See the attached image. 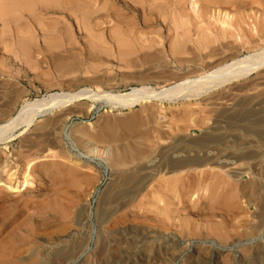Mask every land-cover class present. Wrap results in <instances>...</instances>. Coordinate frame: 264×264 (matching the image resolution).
<instances>
[{
  "label": "rangeland",
  "instance_id": "1",
  "mask_svg": "<svg viewBox=\"0 0 264 264\" xmlns=\"http://www.w3.org/2000/svg\"><path fill=\"white\" fill-rule=\"evenodd\" d=\"M4 20L0 125L55 92L150 97L128 108L85 93L0 135V264H264V66L200 99L156 95L206 73L211 50L264 51V0H32ZM246 136L256 146L237 149ZM203 142L248 172H168L202 162Z\"/></svg>",
  "mask_w": 264,
  "mask_h": 264
},
{
  "label": "bare ground",
  "instance_id": "2",
  "mask_svg": "<svg viewBox=\"0 0 264 264\" xmlns=\"http://www.w3.org/2000/svg\"><path fill=\"white\" fill-rule=\"evenodd\" d=\"M1 0L0 1V18L4 20V24L8 21L7 18H13L15 12L17 9H26V10H31L32 8V0ZM42 1V0H40ZM247 1V0H246ZM48 2V1H47ZM74 2V1H73ZM76 2V1H75ZM79 2V1H78ZM167 2V1H166ZM35 3V2H34ZM33 3V4H34ZM38 3V2H37ZM43 3V2H42ZM55 3V2H54ZM72 3V2H71ZM196 3V2H195ZM150 4V3H149ZM35 5V4H34ZM37 6V5H36ZM40 6V5H39ZM72 6V5H71ZM70 6V7H71ZM142 6V5H141ZM51 7V6H50ZM44 8V7H43ZM164 8V7H163ZM168 8V7H167ZM197 8V6H196ZM83 9L82 3H74L73 6L71 7V12L74 16L77 15L78 12H81ZM46 10V9H45ZM165 10V8H164ZM169 10V9H168ZM195 10V9H194ZM36 11V10H34ZM69 11V10H68ZM37 12V11H36ZM163 12V11H162ZM219 12V11H218ZM223 12V11H222ZM87 13V10H86ZM91 13V12H90ZM35 14V13H34ZM32 15V14H31ZM166 15V14H165ZM224 15H227L224 13ZM235 15V14H234ZM18 16V15H17ZM22 16V15H21ZM20 16V17H21ZM29 16V15H28ZM28 16L25 18V23L28 22ZM83 16V15H82ZM121 16V15H120ZM167 16V15H166ZM181 16V15H180ZM35 17V16H34ZM85 17V16H84ZM22 18V17H21ZM74 18V17H73ZM79 18V17H78ZM89 18V17H88ZM23 19V18H22ZM77 19V18H76ZM86 19V18H85ZM35 20V19H34ZM39 20V19H38ZM78 20V19H77ZM121 20V19H120ZM134 20V19H133ZM229 20V19H228ZM153 21V20H152ZM186 21V20H185ZM192 21V20H191ZM222 21V20H221ZM10 22V21H9ZM12 22V21H11ZM18 22V21H16ZM23 22V21H22ZM32 22V21H31ZM82 22V20H81ZM182 22V21H181ZM84 23V22H83ZM136 23V22H135ZM115 24V23H114ZM183 24V23H182ZM175 26V25H174ZM20 27V26H19ZM78 27V26H77ZM88 28V27H87ZM12 29V28H11ZM70 29V28H69ZM32 30V29H31ZM40 30V29H39ZM52 30V29H51ZM12 31V30H11ZM68 31V29H67ZM70 31V30H69ZM186 31V30H185ZM206 31V30H205ZM14 32V31H13ZM23 32V31H22ZM15 33V32H14ZM18 33V31L16 32ZM33 33V31H32ZM73 33V32H72ZM46 34V33H45ZM3 35V34H2ZM14 35V34H13ZM20 35V34H19ZM48 35V33H47ZM61 35V34H60ZM186 36V35H185ZM33 37V36H32ZM143 38V37H142ZM176 38V37H175ZM159 39V38H158ZM157 39V40H158ZM183 39V38H182ZM198 39V38H197ZM19 40V39H18ZM47 41V40H46ZM73 41V40H72ZM180 41V40H179ZM177 43H172L169 47V51L172 53L175 46H180L181 47H186L184 42H179ZM25 42V41H23ZM50 44V43H49ZM207 44V43H206ZM24 47V46H23ZM160 48V47H159ZM35 50V49H34ZM31 51V50H30ZM224 51V50H223ZM203 52V51H202ZM174 53V52H173ZM74 54V53H73ZM200 55V54H199ZM226 55V54H225ZM200 59H202V62L205 64V67L207 68V72L204 74H201L199 77L194 78V79H187L186 81L183 80V82H177L178 84L174 83L173 86L162 89L161 92L157 93L156 95H165V97L172 96V94H178L179 92L183 93L184 97L187 98V101L191 100H196L200 99L201 96H204L211 92L212 90L222 88L223 86L228 85L229 83L233 81H237L238 79L243 78L244 76L250 74L251 72L253 73L254 70H257L261 66H264V51L260 52H255V53H249L248 55L242 56V57H236L232 59H235L231 61V58H228V56H224L220 54L219 52L210 51L206 55L200 56ZM191 62V63H190ZM197 61L194 59L192 61H189L190 64H195ZM201 62V61H200ZM201 62V63H202ZM188 63V62H187ZM197 65V64H196ZM194 66V65H193ZM205 68V69H206ZM195 70V69H194ZM186 71L183 73V77L187 78L188 75L192 72L195 71ZM204 71V70H203ZM200 72V70L198 71ZM205 72V71H204ZM180 73V72H179ZM197 73V72H195ZM179 75V74H178ZM182 77V78H183ZM190 77V76H189ZM262 78V77H261ZM264 78V77H263ZM252 88V87H251ZM145 89L146 88H133L130 91L126 92H117V93H104L103 96L106 97L107 100L113 102L114 104H118L119 106L122 107H128V108H133L139 103H142L150 96L145 94ZM86 91V90H85ZM79 92V91H78ZM86 92L82 93H73V94H67V93H61L58 94L55 92V94H49L50 96L46 99L44 98L42 101L36 100V101H28L22 107L19 109L17 114L15 116L9 118L5 123L0 125V135L2 133H5L7 129H16L20 128V131L18 133H12L11 135L6 136L7 139L13 138L17 136L18 134H22L26 130L30 129L32 125L36 122L37 118L44 116L56 107H62L69 105L71 102L74 100H78L82 95H84ZM219 93V92H218ZM237 93V92H236ZM89 99L91 100H98L101 99L103 96L98 95L97 92L90 91L85 94ZM159 95V96H160ZM173 95V96H174ZM229 95V94H228ZM152 96V95H151ZM182 96V98H183ZM216 96V95H215ZM175 97V96H174ZM181 97V96H180ZM228 97V96H227ZM170 98V97H169ZM220 97H216V99H219ZM171 99V98H170ZM225 100V99H224ZM217 101V100H216ZM221 101V100H220ZM210 103V102H209ZM59 109V108H58ZM68 113V112H67ZM254 116V115H253ZM185 120V119H184ZM241 121V120H240ZM246 121V120H245ZM235 123V122H234ZM239 123V122H238ZM222 124V123H221ZM228 124V123H227ZM240 124H242L240 122ZM227 126V125H226ZM243 126V125H242ZM217 127V126H216ZM225 127V126H224ZM224 127L220 126V129H223ZM230 128V127H229ZM234 128V127H233ZM5 131V132H4ZM9 131V130H8ZM229 132V131H228ZM245 134V133H244ZM232 135V133H229L226 135L227 140L229 137ZM5 136V135H3ZM218 136V135H217ZM216 136V137H217ZM1 138V136H0ZM187 139V138H186ZM193 139V138H192ZM242 141L238 144L237 149H244V148H252L253 146H256L252 143V141L248 140L247 136L242 137ZM190 140V139H189ZM252 140V139H251ZM255 141V140H254ZM201 143V142H200ZM205 143V142H203ZM233 144V143H232ZM185 145V144H184ZM187 146L190 147V145L187 143ZM200 146L208 147L205 151V158L200 161L199 163H194L188 162L181 163L179 165L170 167L168 172H173V171H179V172H189L190 170H194V168H197V166H207L211 164H216L222 168H229L232 173L236 174L237 176L240 174H243L245 172L244 169L240 167V164L238 163L241 158L237 157L236 159H230V155L226 154V147L228 145H225L224 147H215V144L212 145V143H205V144H200ZM194 147V146H193ZM167 148V147H166ZM188 148V147H187ZM192 148V146H191ZM193 149V148H192ZM185 150V149H184ZM188 150V149H187ZM191 150V149H190ZM194 150V149H193ZM249 150V149H248ZM93 149L91 150V152ZM180 151V150H179ZM189 151V150H188ZM185 152V151H184ZM195 153V151H193ZM241 152V151H240ZM175 153V152H174ZM187 153V151H186ZM244 153V152H243ZM182 154V152H181ZM179 152H176V156L181 155ZM183 155V154H182ZM188 155H190V152H188ZM248 156V155H247ZM260 156L262 154H255V155H250L246 158V161L244 159V162L247 164V168L249 169L251 166L254 164H257L259 160L261 159ZM155 158V157H154ZM243 159V158H242ZM67 161V160H66ZM159 161V160H158ZM46 162V161H45ZM68 162H73L70 159H68ZM264 162V161H263ZM260 163V162H259ZM262 163V162H261ZM29 164V163H28ZM73 164V163H72ZM171 164V163H170ZM243 164V163H242ZM27 165V164H26ZM74 165L76 167H79L80 164L78 161H75ZM148 165V164H147ZM153 165V164H152ZM174 165V164H173ZM263 165V164H262ZM142 166V165H141ZM212 166V165H211ZM30 167V166H28ZM28 167H26L28 169ZM162 169V168H161ZM228 169V171H229ZM251 169V168H250ZM256 169V168H255ZM31 170V168H30ZM34 170V169H33ZM144 170V169H143ZM220 170V169H218ZM263 170V169H262ZM90 171V170H89ZM224 171V169H223ZM30 172V171H29ZM248 172V171H247ZM245 172V173H247ZM176 173V172H175ZM250 173V172H249ZM201 174V173H200ZM212 175V174H211ZM245 175V174H244ZM189 176V175H188ZM203 176V175H202ZM148 177V175L146 176ZM251 177V176H250ZM182 178V177H181ZM204 178V176H203ZM216 178V177H215ZM219 177H217L218 179ZM234 178V177H233ZM261 178V177H260ZM212 179V178H211ZM226 179V178H225ZM258 179V178H257ZM175 180V179H174ZM199 180V179H198ZM251 180V179H250ZM173 181V180H172ZM187 181V180H186ZM210 181V180H209ZM263 181V179L261 180ZM211 182V181H210ZM255 182V181H254ZM24 184H30L29 180L27 179V176L24 177L23 180ZM182 183V182H181ZM187 183V182H186ZM215 183V181H214ZM263 183V182H262ZM32 184V183H31ZM211 184V183H210ZM217 184V183H216ZM225 184V183H224ZM255 184V183H254ZM253 181L248 184L249 186L251 185L252 187L254 186ZM164 185V184H163ZM245 185V184H244ZM256 185V184H255ZM143 186V185H142ZM216 186V185H215ZM226 186V185H225ZM220 186H218L219 188ZM247 187V185H246ZM257 187V186H256ZM236 188V187H235ZM234 189V188H233ZM261 189V188H260ZM216 190V189H215ZM218 190V189H217ZM256 190V189H255ZM264 190V189H262ZM233 191V190H232ZM237 191V190H236ZM260 191V190H259ZM232 193V192H231ZM222 195V194H221ZM231 195V194H230ZM234 196V194H233ZM258 200V199H257ZM252 201V200H251ZM209 228V227H208ZM256 228V227H255ZM253 253V252H252ZM250 257V256H248Z\"/></svg>",
  "mask_w": 264,
  "mask_h": 264
}]
</instances>
